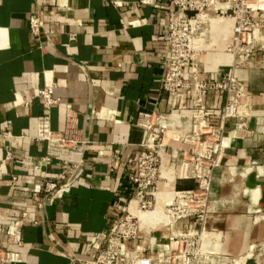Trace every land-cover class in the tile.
Instances as JSON below:
<instances>
[{
  "label": "crops",
  "instance_id": "obj_1",
  "mask_svg": "<svg viewBox=\"0 0 264 264\" xmlns=\"http://www.w3.org/2000/svg\"><path fill=\"white\" fill-rule=\"evenodd\" d=\"M35 10L38 35L28 25ZM170 12L169 0H0V246L22 255L7 264H85L105 246L133 191L140 113L166 117L154 196L162 207L139 219L128 258L264 264V10L252 15L257 38L240 45L231 32L196 48L186 77L211 87L193 97L162 89ZM217 52L230 62L216 63ZM45 85L59 99L49 109L37 95ZM197 113L222 129L212 166L186 163ZM44 115L69 147L38 138ZM45 182L60 187L41 210ZM180 191H192L190 208L172 217L165 204ZM17 220L20 246L6 237Z\"/></svg>",
  "mask_w": 264,
  "mask_h": 264
},
{
  "label": "built area",
  "instance_id": "obj_2",
  "mask_svg": "<svg viewBox=\"0 0 264 264\" xmlns=\"http://www.w3.org/2000/svg\"><path fill=\"white\" fill-rule=\"evenodd\" d=\"M171 3L170 20L168 22L167 40L168 50L165 56L162 76V89L168 94L185 91L187 94L198 96L203 94L211 86L198 78L188 79L186 69L190 67L196 50L195 38L200 32L196 20L201 14L212 12L214 16L229 17L234 20L232 29L234 42H240L239 32L248 31L254 36L259 23L252 18L256 12L264 10V0H169ZM195 23V24H193ZM29 31L32 35H38L43 27V19L39 11L35 10L28 18ZM196 25V26H195ZM191 80V82H190ZM217 87H226V84H215ZM37 95L42 101V106L49 109L59 99L54 95V86L45 85L37 90ZM166 117L157 113H140L136 126L145 132V139L141 149L134 160V172L130 177L133 184L132 194L123 209V215L118 218L112 228L106 244L96 255L85 264H144L139 256L129 259L130 246L139 230V219L133 213L130 206L138 212H147L154 208V196L160 181V137L165 129ZM194 125L191 134L196 142L189 151L190 159L186 161L209 162L212 166L215 155L220 149L222 129L205 121V115H194ZM38 138L56 144L64 150L70 146L69 140L52 133L48 128V115L40 117L38 122ZM48 158H43L44 164ZM65 167V165L63 166ZM200 190L203 188V178L199 181ZM55 182H45L37 186L41 190V198L38 208L44 210L52 204L58 189ZM176 199L165 204V211L172 217L185 212L192 200V191H180ZM25 215V214H24ZM35 223H37L35 221ZM22 220L12 221L7 227V243L20 246L22 242ZM22 262L19 252L4 249L0 246V264Z\"/></svg>",
  "mask_w": 264,
  "mask_h": 264
},
{
  "label": "bare ground",
  "instance_id": "obj_3",
  "mask_svg": "<svg viewBox=\"0 0 264 264\" xmlns=\"http://www.w3.org/2000/svg\"><path fill=\"white\" fill-rule=\"evenodd\" d=\"M195 24V23H193ZM196 24L198 25V29H200V32L198 33L197 37L195 38V44L196 48L202 49L203 47L209 48L211 43H214L217 40L218 37H221L219 41L225 42V40L229 37L231 34V26H234V21L230 19L229 17H219V16H214L212 15V12L206 13V14H201L198 19L196 20ZM208 26V33H210V41L208 44L205 46L203 45V40L199 39L200 35L204 34V27ZM196 26V25H195ZM233 29V27H232ZM259 36L257 30H255V37L257 38ZM223 50L221 48L219 51ZM216 55H222L220 60H214L216 63H219V61L225 62L226 58L230 57L231 55L228 53H223V52H217ZM214 56V55H213ZM159 198V197H158ZM162 207V203L159 202L156 204L155 208L150 211L148 214H144L143 212H138L134 207L133 204H131L130 208L133 211V213L138 217V219H141L143 221H148L149 219L155 217V214L159 213L160 208Z\"/></svg>",
  "mask_w": 264,
  "mask_h": 264
},
{
  "label": "rangeland",
  "instance_id": "obj_4",
  "mask_svg": "<svg viewBox=\"0 0 264 264\" xmlns=\"http://www.w3.org/2000/svg\"><path fill=\"white\" fill-rule=\"evenodd\" d=\"M204 34L203 35H200V37H199V39H202L203 40V45H206V44H208L209 43V36H210V33H208V26L206 25V27H204ZM258 32V34H259V36L261 35V32H259V30L257 31ZM239 38H240V45H244V42H245V40H246V37L248 36L247 34H248V31H244V30H242V31H240L239 33ZM251 37V35H249V38ZM227 43H225L224 45H226ZM246 45V44H245ZM218 46H219V44H218ZM217 46V47H218ZM195 47H196V44H195ZM200 51H202V50H200ZM197 53V52H196ZM226 61L225 62H230V60H231V58L229 57H227L226 59H225ZM144 213V212H143Z\"/></svg>",
  "mask_w": 264,
  "mask_h": 264
}]
</instances>
